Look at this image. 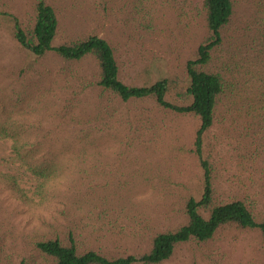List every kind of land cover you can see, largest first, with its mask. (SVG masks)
I'll list each match as a JSON object with an SVG mask.
<instances>
[{
    "label": "trees",
    "instance_id": "obj_1",
    "mask_svg": "<svg viewBox=\"0 0 264 264\" xmlns=\"http://www.w3.org/2000/svg\"><path fill=\"white\" fill-rule=\"evenodd\" d=\"M201 12L206 36L196 58L186 63L185 81L164 78L142 85L123 81L115 49L106 39L90 36L55 46L60 21L47 0H36L32 25L23 28L17 18L11 20V37L26 57L23 66L0 72V142H12V155L0 157V182H110L106 177L116 172L129 178L123 182H139L135 160L127 159L131 164L126 162L121 170L105 156L95 163L107 118H117L123 106L136 104L121 123L137 132L138 141L152 132L154 120L181 134L175 118L197 119L191 151L204 170V193L200 200L184 197L183 221L176 228L152 235L147 252L117 258L81 251L74 233L66 242L59 237L42 240L36 248L48 264H165L182 246L239 241L244 234L254 242L246 264H264V221L257 215V202H218L215 168L204 159L206 137L222 119L240 135L242 165L260 173L264 182V15L234 30L235 0H204ZM151 19H156L152 10L140 18L148 32L155 28ZM50 58L56 69L47 70ZM45 77L53 84L45 85ZM59 77L65 82L61 94L54 88ZM147 102L155 112L145 110ZM26 115L32 123L29 132L18 117ZM100 116L102 126L91 124ZM73 125L80 129L70 131ZM95 207L96 221L109 217L108 210Z\"/></svg>",
    "mask_w": 264,
    "mask_h": 264
},
{
    "label": "rangeland",
    "instance_id": "obj_2",
    "mask_svg": "<svg viewBox=\"0 0 264 264\" xmlns=\"http://www.w3.org/2000/svg\"><path fill=\"white\" fill-rule=\"evenodd\" d=\"M47 1L55 7L60 21L55 46L90 36L106 39L115 49L121 78L130 84L164 78L185 81L186 63L196 58V50L206 36L201 22L204 0ZM35 2L0 0V72L23 66L25 52L14 42L9 28L14 18L23 28L32 25ZM235 4L234 30L264 15V0H235ZM149 10L156 12L151 32L140 20ZM226 50H222L223 57ZM53 59L46 62L47 70L57 68ZM63 79L54 82L58 94L62 93ZM43 83L53 84L51 77H45ZM135 105H125L117 118H107L109 126L95 163L99 158L105 161V156L116 170H121L126 162L131 164L127 159L135 160L139 182H123L129 178L119 172L106 177L110 182H0V264H48L36 243L58 237L66 242L71 233L81 251L94 250L109 258L142 254L150 249L152 235L174 229L183 221L180 209L186 198L200 200L204 193V170L191 151L197 119L175 118L181 134L174 131V126L166 128L154 120L152 132L138 141L137 132L121 123ZM143 106L156 111L152 102ZM18 117L25 120V131L29 132L32 123H28L27 115ZM102 121L100 116L91 124L102 126ZM222 121L207 135L204 151V159L208 158L215 168V199L255 200L257 215L264 221L262 177L242 165L240 135ZM79 129L73 125L70 131ZM10 154L12 142H0V157ZM95 206L108 210L109 217L96 221L99 211ZM253 243L252 237L244 234L239 241L218 239L201 246L186 245L165 264H246Z\"/></svg>",
    "mask_w": 264,
    "mask_h": 264
}]
</instances>
